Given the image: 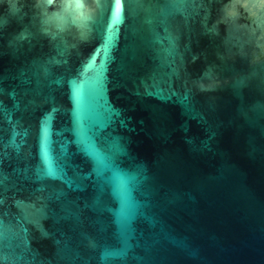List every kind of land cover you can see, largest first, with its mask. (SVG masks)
<instances>
[{"label": "water", "instance_id": "water-1", "mask_svg": "<svg viewBox=\"0 0 264 264\" xmlns=\"http://www.w3.org/2000/svg\"><path fill=\"white\" fill-rule=\"evenodd\" d=\"M88 3L0 0V264H264L261 0Z\"/></svg>", "mask_w": 264, "mask_h": 264}, {"label": "clouds", "instance_id": "clouds-1", "mask_svg": "<svg viewBox=\"0 0 264 264\" xmlns=\"http://www.w3.org/2000/svg\"><path fill=\"white\" fill-rule=\"evenodd\" d=\"M40 3L41 0H33L34 9L39 12L38 19L43 34L50 38H58L72 30L79 34L82 27L90 22V12L86 11L89 9L88 0H48L47 15L37 7ZM261 4L264 5V0H261ZM21 10L17 0V12L9 9L4 26L6 27L11 18Z\"/></svg>", "mask_w": 264, "mask_h": 264}, {"label": "snow or ice", "instance_id": "snow-or-ice-1", "mask_svg": "<svg viewBox=\"0 0 264 264\" xmlns=\"http://www.w3.org/2000/svg\"><path fill=\"white\" fill-rule=\"evenodd\" d=\"M117 18H119V11L117 10Z\"/></svg>", "mask_w": 264, "mask_h": 264}]
</instances>
